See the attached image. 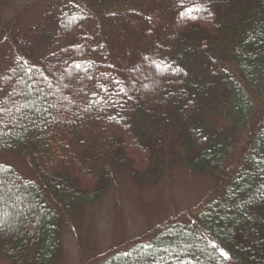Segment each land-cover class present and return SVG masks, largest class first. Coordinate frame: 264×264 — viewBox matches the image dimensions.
Instances as JSON below:
<instances>
[{"label": "trees", "instance_id": "obj_1", "mask_svg": "<svg viewBox=\"0 0 264 264\" xmlns=\"http://www.w3.org/2000/svg\"><path fill=\"white\" fill-rule=\"evenodd\" d=\"M164 3L172 50L156 61L139 50ZM51 11L52 52L0 76V264H54L62 216L105 197L110 166L141 184L166 154L226 180L188 220L98 264H264V0H62ZM118 22L140 32L136 46ZM52 71L58 85L44 88ZM9 153L29 157L40 182L5 165Z\"/></svg>", "mask_w": 264, "mask_h": 264}, {"label": "rangeland", "instance_id": "obj_2", "mask_svg": "<svg viewBox=\"0 0 264 264\" xmlns=\"http://www.w3.org/2000/svg\"><path fill=\"white\" fill-rule=\"evenodd\" d=\"M61 1L0 0V76L19 56L26 60L40 59L52 52L50 40L56 35L58 22L51 7ZM171 13L166 3L156 7L155 18L144 37V47L139 50L151 60H163L171 53L172 45L166 42L170 40H167L165 24ZM110 22L116 27L115 20ZM125 24L118 22L117 28L125 30ZM126 25L129 28V45H135L140 32ZM103 28H108V25ZM104 33H109V30ZM143 56L145 59L141 62L147 59ZM140 75L146 84H150L145 74ZM56 76L57 71L43 75L44 88L51 83L56 87L58 83L51 79ZM40 83L38 79L33 80V86ZM136 84L140 85L139 81ZM255 104L261 107L262 101L257 100ZM247 135V132L241 134L227 167L238 162ZM169 158L168 154L164 156L163 172L157 179L141 184L133 182L123 167L110 166L112 185L105 197L94 205L75 208L74 212L62 216L61 251L54 264H98L105 260L104 254L109 251H113L110 255L124 252L130 249L133 241L151 234L155 227L169 220H188L187 216L197 212L204 200L213 199L218 194L215 190L217 185L226 180L227 176L213 178L210 174L195 173ZM2 161L22 178L40 182L29 157L9 153L3 156Z\"/></svg>", "mask_w": 264, "mask_h": 264}, {"label": "snow or ice", "instance_id": "obj_3", "mask_svg": "<svg viewBox=\"0 0 264 264\" xmlns=\"http://www.w3.org/2000/svg\"><path fill=\"white\" fill-rule=\"evenodd\" d=\"M157 67L159 68L160 66H159V65H157ZM213 246L215 247V245H213ZM221 254H222V255H224V256L227 258V255H228L227 253H225V252H222Z\"/></svg>", "mask_w": 264, "mask_h": 264}]
</instances>
